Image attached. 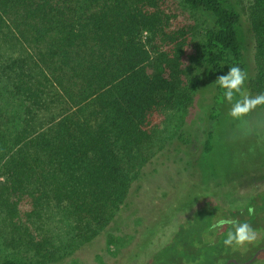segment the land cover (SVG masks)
I'll return each instance as SVG.
<instances>
[{
    "label": "trees",
    "instance_id": "16d2710c",
    "mask_svg": "<svg viewBox=\"0 0 264 264\" xmlns=\"http://www.w3.org/2000/svg\"><path fill=\"white\" fill-rule=\"evenodd\" d=\"M199 18V83L214 86L207 158L223 115L217 105L227 102L219 78L238 67L245 80L234 101L264 95V0L248 12L252 76L233 0H0V214L38 252L50 243L30 227L51 205L74 219L82 241L133 206L156 117L192 101L197 66L186 59ZM252 113L245 122L255 131Z\"/></svg>",
    "mask_w": 264,
    "mask_h": 264
},
{
    "label": "rangeland",
    "instance_id": "374dc122",
    "mask_svg": "<svg viewBox=\"0 0 264 264\" xmlns=\"http://www.w3.org/2000/svg\"><path fill=\"white\" fill-rule=\"evenodd\" d=\"M233 2L242 15L238 31L246 68L252 76L255 73V39L248 24L252 0ZM203 24L199 18V33L189 47L193 58L186 59L187 66H197L196 69L192 68L190 76L196 85L192 101L156 117L154 135L145 149L146 156L151 158L135 184L138 189L133 197V206L116 216L94 239L82 241L74 219L66 216L62 206L51 205L42 211L39 222L30 227L36 234L34 240L44 238L50 243L48 249L42 248L40 252L29 241L26 232L15 230L0 214V260L14 258L24 262L41 261L44 264H148L149 256L153 253L162 257L158 264H168V260L184 263L185 258L192 256V253L189 255L186 252L177 254L171 249L174 247L165 246L170 242L177 224L191 212V208L186 209L188 204L170 203L181 201L204 186L214 188L222 183H237L249 174H254L244 173L235 177V174L242 173L239 169L246 165L255 166L264 160V123L260 119L264 116V103L250 108L255 130L252 131L246 126L244 114L238 117L231 115L234 99L217 105L223 115L216 124L215 146L207 158L201 153L214 91L212 84L199 83L202 77L198 67L203 61L200 45ZM145 37L144 33L141 40L144 41ZM180 133L189 137L188 144L177 139ZM257 135L263 139L256 138ZM36 226L41 229L36 230ZM230 230L234 231L235 228L226 229ZM18 235L23 236V239ZM251 246L250 250L246 246L241 247L240 255L228 252L214 258L208 253L201 259L193 256L186 264H224L228 256L243 261L252 256L256 244ZM260 261H264V254H261Z\"/></svg>",
    "mask_w": 264,
    "mask_h": 264
},
{
    "label": "flooded vegetation",
    "instance_id": "af4514ba",
    "mask_svg": "<svg viewBox=\"0 0 264 264\" xmlns=\"http://www.w3.org/2000/svg\"><path fill=\"white\" fill-rule=\"evenodd\" d=\"M239 170H242V173L235 174V177L244 173L254 174H249L250 176L238 180L237 183H222L214 188L204 186L195 194H188L183 200L170 203L188 204L186 209L191 208V212L177 224L170 242L165 246L174 247L170 248L177 254L186 252L189 255L192 253V256L185 258L184 263H180L179 260H168V264H186L193 259V256L201 259L207 253L213 258L228 252L240 255L241 247L246 246L250 250L254 243L256 246L252 256L243 261H237L234 257L228 256L226 262L234 260L236 263L229 264H244L249 261L246 264H255L259 260L257 264H264V261H260L261 254H264V160L255 166L246 165ZM249 208L252 209L251 212ZM221 219L226 223L215 228L211 227ZM227 221L235 222L236 225L247 224L256 239L242 246L224 245L223 241L229 232L226 229L233 227ZM149 257L148 264H158L162 258L159 254L153 253Z\"/></svg>",
    "mask_w": 264,
    "mask_h": 264
},
{
    "label": "clouds",
    "instance_id": "9594fccd",
    "mask_svg": "<svg viewBox=\"0 0 264 264\" xmlns=\"http://www.w3.org/2000/svg\"><path fill=\"white\" fill-rule=\"evenodd\" d=\"M244 80L245 76L238 67L231 68L227 75L221 76L219 78V85L220 87L225 89L224 98L231 102L234 96L240 95L242 91L241 86L243 85ZM259 103H264V95H261L255 99L244 98L242 101L237 99L231 110V115L234 117H238L244 113H247L250 108L254 107ZM251 211L252 209L249 208V212ZM227 222L233 225L235 231L233 232L230 230L227 233V237L223 241L224 245L242 246L256 239L255 234L251 231L247 224H241L237 226L235 222ZM224 223H226V221L221 219L211 227L215 228L220 225H223Z\"/></svg>",
    "mask_w": 264,
    "mask_h": 264
},
{
    "label": "water",
    "instance_id": "95a60500",
    "mask_svg": "<svg viewBox=\"0 0 264 264\" xmlns=\"http://www.w3.org/2000/svg\"><path fill=\"white\" fill-rule=\"evenodd\" d=\"M230 262H234V263H236L234 260H229V261H227L225 264H229ZM249 262V261H248ZM248 262H245L244 264H246V263H248Z\"/></svg>",
    "mask_w": 264,
    "mask_h": 264
}]
</instances>
